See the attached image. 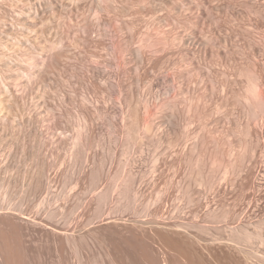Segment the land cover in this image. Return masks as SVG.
Wrapping results in <instances>:
<instances>
[{"label": "rangeland", "instance_id": "1", "mask_svg": "<svg viewBox=\"0 0 264 264\" xmlns=\"http://www.w3.org/2000/svg\"><path fill=\"white\" fill-rule=\"evenodd\" d=\"M254 85L264 0H0V264H264Z\"/></svg>", "mask_w": 264, "mask_h": 264}, {"label": "bare ground", "instance_id": "2", "mask_svg": "<svg viewBox=\"0 0 264 264\" xmlns=\"http://www.w3.org/2000/svg\"><path fill=\"white\" fill-rule=\"evenodd\" d=\"M32 76H33V75H32ZM262 91H263V90H262ZM253 92H254L255 94H257L259 97L264 98V93H263V92H259V90H258V86H257V85H254V86H253ZM151 112H153V110H152Z\"/></svg>", "mask_w": 264, "mask_h": 264}]
</instances>
